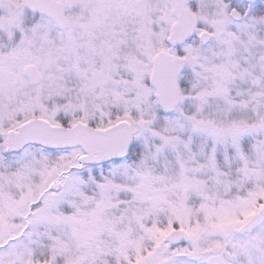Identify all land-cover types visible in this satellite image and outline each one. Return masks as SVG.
Masks as SVG:
<instances>
[{
	"label": "snow or ice",
	"instance_id": "snow-or-ice-1",
	"mask_svg": "<svg viewBox=\"0 0 264 264\" xmlns=\"http://www.w3.org/2000/svg\"><path fill=\"white\" fill-rule=\"evenodd\" d=\"M0 264H264V0H0Z\"/></svg>",
	"mask_w": 264,
	"mask_h": 264
}]
</instances>
